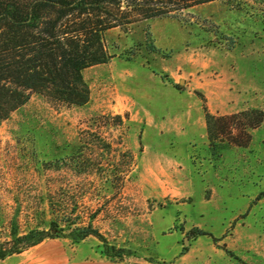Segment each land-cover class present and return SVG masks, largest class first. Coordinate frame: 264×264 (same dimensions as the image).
<instances>
[{
  "label": "rangeland",
  "instance_id": "374dc122",
  "mask_svg": "<svg viewBox=\"0 0 264 264\" xmlns=\"http://www.w3.org/2000/svg\"><path fill=\"white\" fill-rule=\"evenodd\" d=\"M104 41L112 57L83 71L87 103L32 93L0 122V243L11 226L49 228V199L66 193L55 217L97 210L122 257L61 235L0 264H264V118L245 147H211L206 126L207 113L264 111V0L199 4Z\"/></svg>",
  "mask_w": 264,
  "mask_h": 264
},
{
  "label": "trees",
  "instance_id": "16d2710c",
  "mask_svg": "<svg viewBox=\"0 0 264 264\" xmlns=\"http://www.w3.org/2000/svg\"><path fill=\"white\" fill-rule=\"evenodd\" d=\"M212 1L215 0H0V122L24 105L32 93L52 104L87 103L90 90L83 71L112 57L104 41L106 31L125 29L142 20L172 15ZM263 118L264 111L255 108L227 115L207 113L210 146L218 142L247 146L251 130ZM99 173L106 180L110 176L119 179L123 174L108 168H99ZM66 195L49 199L53 216L49 228L19 234L11 226L10 240L0 243V260L19 254L45 238L61 235L73 241L93 236L104 243L103 253L122 257L123 248L109 245L93 226L97 210L89 215L86 224L78 222L74 205L61 218L55 217L61 206H68ZM193 232L210 235L198 229Z\"/></svg>",
  "mask_w": 264,
  "mask_h": 264
},
{
  "label": "water",
  "instance_id": "95a60500",
  "mask_svg": "<svg viewBox=\"0 0 264 264\" xmlns=\"http://www.w3.org/2000/svg\"><path fill=\"white\" fill-rule=\"evenodd\" d=\"M179 83H180V84H183V83H184V81H183V80H180V81H179Z\"/></svg>",
  "mask_w": 264,
  "mask_h": 264
}]
</instances>
